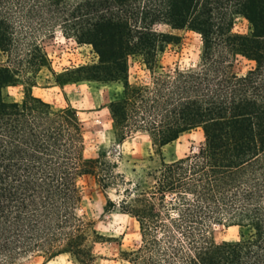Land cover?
Here are the masks:
<instances>
[{"label": "trees", "instance_id": "trees-1", "mask_svg": "<svg viewBox=\"0 0 264 264\" xmlns=\"http://www.w3.org/2000/svg\"><path fill=\"white\" fill-rule=\"evenodd\" d=\"M238 18L247 32L235 30ZM35 23L93 47L98 61L68 74L122 84L109 103L119 143L143 131L161 150L199 128L204 141L146 179L126 180L107 152L87 157L77 109L27 89L22 101L11 96L48 65L24 34ZM156 24L201 35L196 68L165 72L160 55L181 36ZM0 53V264L62 254L99 263L103 236L80 213L84 175L126 184L107 207L139 223L140 244L123 252L129 264H264V0H0ZM135 56L151 72L146 84L129 82ZM238 56L254 62L245 73ZM216 225L238 226L240 239L218 241Z\"/></svg>", "mask_w": 264, "mask_h": 264}, {"label": "rangeland", "instance_id": "rangeland-1", "mask_svg": "<svg viewBox=\"0 0 264 264\" xmlns=\"http://www.w3.org/2000/svg\"><path fill=\"white\" fill-rule=\"evenodd\" d=\"M248 26L245 19L238 18L235 30L247 32ZM155 28L181 36L178 44L168 45L160 55L159 63L165 72L172 73L176 67L193 69L198 66L202 46L199 33L173 30L164 24H156ZM50 30L49 27H41L39 23L25 29L24 34H30V38L43 46L48 56V65L36 74H31L29 84L11 87L10 93L13 99L22 101L27 89L29 96L41 97L57 108L72 106L77 109L85 127L87 157H97L100 153L107 152L108 158L118 164L116 172L126 180H136L139 177L146 179L147 171L158 167L163 158L169 160L194 152L204 141L203 130L199 128L183 134L161 150L143 131H134L119 143L114 133L109 103L113 93L122 92V84L85 80L80 79L81 76L77 74H68V68L96 63L98 55L90 44H79L75 38L68 36L65 27L56 25L53 31ZM0 58L6 59L1 53ZM253 65V61L243 56H238L234 62L235 70L240 73H245ZM128 79L132 84H146L151 79L150 70L138 56L129 58ZM32 83H36V86H32ZM118 182V186L104 188L94 175H84L80 179L83 192L80 213L91 220L103 236L95 245L102 256L98 264H129L123 259V252L135 248L141 242L138 221L130 214L113 210L112 205L107 207L109 199L118 204L124 197L126 184L122 179ZM214 229L218 241L240 239L238 226L216 225ZM20 264L76 262L68 254H62L50 260L33 256Z\"/></svg>", "mask_w": 264, "mask_h": 264}, {"label": "crops", "instance_id": "crops-1", "mask_svg": "<svg viewBox=\"0 0 264 264\" xmlns=\"http://www.w3.org/2000/svg\"><path fill=\"white\" fill-rule=\"evenodd\" d=\"M17 86H19V85H17ZM17 86H14V87H17ZM165 147V146H164Z\"/></svg>", "mask_w": 264, "mask_h": 264}]
</instances>
